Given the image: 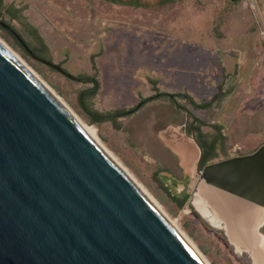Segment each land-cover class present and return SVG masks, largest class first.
<instances>
[{"label": "rangeland", "instance_id": "rangeland-1", "mask_svg": "<svg viewBox=\"0 0 264 264\" xmlns=\"http://www.w3.org/2000/svg\"><path fill=\"white\" fill-rule=\"evenodd\" d=\"M8 9L19 11V22L10 19ZM0 21L31 51L38 49L30 33L36 31L49 47L38 58L75 77L97 78L98 91L83 100L81 93L90 84L73 82L32 59L0 26V38L96 129L101 143L157 200L208 264H252L248 253L230 243L223 222L211 223V216L199 214L188 202L199 177L190 172L184 176L172 155L184 141L183 129H162L168 121L159 120L152 105H167L163 115H171L173 122L197 119L201 124L194 127L208 133L214 129L205 122L224 125L222 151L228 160L262 148L264 0H180L152 11L116 8L106 0H3ZM185 67L186 93L197 104L214 102L220 94L218 108L199 109L186 99L161 96L153 104H142L137 113L114 120L116 111L136 108L148 96L141 94L144 77L159 76L160 88L170 91L163 78L171 77L178 87L185 81ZM224 72L234 75L225 78ZM80 97L91 113L113 118L95 123L82 110ZM259 232L264 236V226Z\"/></svg>", "mask_w": 264, "mask_h": 264}, {"label": "water", "instance_id": "water-1", "mask_svg": "<svg viewBox=\"0 0 264 264\" xmlns=\"http://www.w3.org/2000/svg\"><path fill=\"white\" fill-rule=\"evenodd\" d=\"M0 26L32 59L73 82L90 84L82 94L98 91L96 78L75 77L38 58L8 25L0 21ZM80 104L97 124L113 118L91 113L81 97ZM263 158L264 146L250 156L197 168L188 202L193 205L203 192L200 199L211 208L222 204L220 192H230L255 204ZM228 222L238 227L233 218ZM263 226L254 227L252 237L263 236ZM224 227L230 243L248 253L252 264H264L263 247H252V239L239 230L236 243ZM0 264H204L152 199L1 47Z\"/></svg>", "mask_w": 264, "mask_h": 264}, {"label": "crops", "instance_id": "crops-1", "mask_svg": "<svg viewBox=\"0 0 264 264\" xmlns=\"http://www.w3.org/2000/svg\"><path fill=\"white\" fill-rule=\"evenodd\" d=\"M177 1L180 0H107L108 4L111 5L112 7H116V8H124V9H134V10H141V11H152L155 9H158L162 6L171 4V3H175ZM187 68L185 67L184 71L182 72L183 77L181 78L182 80H185L183 82H180L179 86L177 87V83L173 80H171V77L167 78L164 77V84L166 85V87L170 90V91H166V90H162L159 86L160 81H162L160 79L159 76L156 77H144V80L142 82V96H147L144 97L143 104H145V106H147L148 104L157 101L158 99H160L159 96L161 93H167V94H173V93H186V87H184L186 84V73H187ZM222 70L225 71V65H222ZM167 71H169L167 69ZM189 73H191V71H189ZM232 75H234L233 72L231 73H225L224 72V76L226 77H231ZM177 78V77H175ZM177 80V79H176ZM181 80V81H182ZM125 86V85H124ZM123 86V89L125 88ZM127 88H131L130 86H128ZM188 92V91H187ZM132 93H134V91H132ZM226 91L224 92V95H226ZM157 96H159L158 98H155ZM154 97V99L146 102L145 100L148 98H152ZM225 97V96H224ZM170 101V98H168ZM211 100V99H210ZM202 101V102H211V101ZM217 102V103H216ZM219 103L218 101L215 102H211L209 110H213L215 108L213 107H219ZM154 109L155 112L158 113V116L160 119H167L168 123L166 126L162 127L163 128H167V127H176L179 129H183L180 137L183 138V142L181 141L175 150H173L171 153L174 156V159L177 163L178 168L180 169V171L182 172V174H187L190 172V174L194 175V177H196V170H197V165L200 163V159L203 158V165L204 167L209 166V165H213L216 164L215 162H217L219 159H221L224 155L223 154V140H224V133H223V127L224 125H221L219 123H214V122H210L211 125H209V122H205L203 125L204 126H210L214 129L213 133H208L207 131H205L204 129H197L196 127H194L195 124H201L200 121H198L197 123V119H193L190 120L188 123V119H184V120H180V122H173L171 120V115H163V113L169 108L167 107V105H161L160 103H154ZM169 106V105H168ZM140 109V108H139ZM138 109V110H139ZM173 111V110H172ZM138 112V111H137ZM174 112H177L176 109L174 110ZM165 114H167L165 112ZM176 118V115H173ZM195 122V123H194ZM188 124H191L190 127ZM192 126L195 128L193 129ZM201 133V135L199 136V134ZM190 135V136H189ZM195 137V140L192 138ZM199 142L204 143L205 147H200ZM213 146V151L210 152V146ZM196 152V154H195ZM194 154V156H193ZM193 156L192 159H195V165L194 168H191V164L188 162L189 159ZM219 163V162H218ZM206 165V166H205ZM198 177V176H197Z\"/></svg>", "mask_w": 264, "mask_h": 264}, {"label": "bare ground", "instance_id": "bare-ground-1", "mask_svg": "<svg viewBox=\"0 0 264 264\" xmlns=\"http://www.w3.org/2000/svg\"><path fill=\"white\" fill-rule=\"evenodd\" d=\"M0 47L3 48L6 52H8L11 56H13L20 64H22L41 84L42 86L58 101L79 123L80 125L91 135V137L99 144V146L122 168V170L152 199V201L160 208L163 214L167 217V219L171 222V224L175 227V229L179 232V234L183 237V239L187 242V244L191 247V249L195 252V254L199 257V259L204 263L208 264L205 258H203L202 254L194 247V245L186 238V236L182 233V231L178 228L175 222L166 214V212L162 209L157 200L146 190V188L140 184L130 173L126 170V168L112 155V153L101 143L96 135V129L82 120L71 108L70 106L46 83L44 79L32 68L27 62L18 55L5 41L0 38ZM264 158L261 159L258 163L263 164ZM256 191H257V199L255 204L252 202H245L237 198L234 193L230 192H220V197L222 200V204L220 203H212L211 208L206 205V203L200 199L202 197L203 192L194 197L193 205L197 209V211L202 215H209L210 222L216 224L218 222H223L227 224V231L229 236L236 242L238 241V236L240 234L239 231L243 232L247 239H252V247L259 248L260 246L264 248V237L262 235H258L256 237H252V230L254 227L259 226L264 222V201L261 200V192L264 187V173H257L256 176ZM216 207H221L220 211H217ZM224 208V210H223ZM215 215L221 217L220 219H216ZM228 218H233L235 222H238V227L232 228L229 225ZM226 230V229H225ZM239 230V231H238ZM251 234V235H249Z\"/></svg>", "mask_w": 264, "mask_h": 264}, {"label": "trees", "instance_id": "trees-1", "mask_svg": "<svg viewBox=\"0 0 264 264\" xmlns=\"http://www.w3.org/2000/svg\"><path fill=\"white\" fill-rule=\"evenodd\" d=\"M2 1L3 0H0V6L2 5ZM107 1V0H106ZM108 3V2H107ZM6 13L8 14V16L10 17V19H12V20H16V21H20V17H19V15H18V13H19V11L18 10H13V11H11L10 9H8V11H6ZM30 33H31V35L32 36H34V38H35V40L37 41V43H38V49H32V51L34 52V54L37 56V57H39L40 55H39V53L41 52V51H45V52H49V47L46 45V43H45V41L42 39V37L40 36V35H36V31H34V30H30ZM41 57V56H40ZM47 61H49V60H47ZM49 62H51V61H49ZM52 63V62H51ZM95 78V77H94ZM97 79V78H96ZM83 93V92H82ZM81 93V94H82ZM89 96H91V94H82V99L84 100V99H86V98H88ZM159 96H165V97H168V98H170V100H172V101H175L176 100V98H182V99H186L193 107H195V108H199V109H209V107H210V104H211V102L209 103V102H201L200 104H197V102L196 101H194L193 99H192V97L188 94V93H173V94H167V93H161ZM159 96H157L156 95V97L155 98H157V97H159ZM152 99H154V97H152V98H148V99H146L145 101L146 102H148V101H150V100H152ZM219 99H221V96H220V94H218V95H216L215 96V99H214V102L215 101H218ZM213 102V101H212ZM88 110V109H87ZM137 111H138V109H136V108H132V109H129V110H122V111H116L115 113H114V120L115 119H117V118H119V117H127V116H130V115H133V114H135V113H137ZM91 112V111H90ZM93 113V112H92ZM93 114H95V113H93ZM201 135V133L199 134V136ZM199 145H200V147H205L204 146V143H201V142H199ZM213 146L211 145L210 146V152H212L213 151ZM203 158H202V160L200 161V163H199V165H200V168L203 166Z\"/></svg>", "mask_w": 264, "mask_h": 264}, {"label": "flooded vegetation", "instance_id": "flooded-vegetation-1", "mask_svg": "<svg viewBox=\"0 0 264 264\" xmlns=\"http://www.w3.org/2000/svg\"><path fill=\"white\" fill-rule=\"evenodd\" d=\"M194 123H195V122H194ZM192 128L195 129L193 126H192ZM228 159H230V158L224 155V157H222L221 159H219V160H218L217 162H215V163L223 162V161H226V160H228ZM201 160H202V159H200V161H201ZM205 166H206V165H205ZM197 167L199 168V170H202V169L204 168V165L200 168V165L198 164Z\"/></svg>", "mask_w": 264, "mask_h": 264}]
</instances>
